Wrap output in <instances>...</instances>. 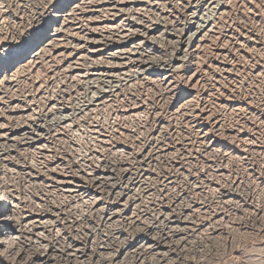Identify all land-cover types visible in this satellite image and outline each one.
Wrapping results in <instances>:
<instances>
[{
    "label": "rangeland",
    "instance_id": "1",
    "mask_svg": "<svg viewBox=\"0 0 264 264\" xmlns=\"http://www.w3.org/2000/svg\"><path fill=\"white\" fill-rule=\"evenodd\" d=\"M51 1L52 0H38L37 2L36 0L32 4V0H0V16H2L0 18H3L0 19V34L7 37L10 47L16 46L14 44V39L19 35H24L25 33L31 35L32 33L34 34V32L43 33V30L47 27H50V29L52 28V25H49L47 21V17L44 18L45 21L42 20L40 23H34L33 16L35 15L34 8H36L38 3H45L47 5V10L50 11L53 8ZM62 1L63 0H58L57 3L61 4ZM93 1L94 0H92V2ZM160 1L159 7L154 9L147 6L144 7L146 3H144V5L139 3L138 5L140 7L138 6L137 8L140 12L137 11L138 13L136 12V14L128 13L129 19L127 18V20L131 25L137 27L136 30L139 31L138 35H145H143L145 37L143 39L145 50L153 45L152 38H160L159 40H155V42H157L155 46L158 49L160 48L159 50L157 49V53H154V57L156 58L153 57L159 65L155 67V69L157 68L158 72L161 74L170 71L174 84L177 86L179 85V87L182 86L181 80L190 77L191 80H193L190 85L193 84L194 88L195 85H198L195 91L200 94H205L204 97H206L204 99H206V101L204 99H197L199 101L196 100V103L191 104V106H188L185 110V107H177L179 106L180 99H178L179 96L177 97V89L173 87L174 85H172V87H166L159 81L160 79L154 76L147 75L143 76L144 78L140 76L141 78L138 77V79L127 82L128 84L125 82L127 75L121 74L118 70L114 71L115 73L112 72L108 77L99 75V77L94 76V69L102 67V65H104L102 63H105V65L108 63L106 62L107 60L104 61V59H92L94 61H92V64H89V66H87L88 63L82 64V68H80L82 74L92 69V81H90V79L88 80V78L87 80H82L83 82H80L77 91L72 93V84L66 75L62 73V67H59V59H61V57H57V60L56 53L53 54L51 51L45 55L46 57L43 56L42 59H38L40 64L37 62L32 69H27L15 76L12 84L13 86L6 89L4 92L5 104L1 107L3 116H0V125L3 124L1 127L16 131V139L7 146L11 145L17 147H15L14 150L11 149L13 152H9L10 154L8 153V157H0V165H6L0 167V173L1 171L4 173H1L0 176L2 175L3 177H1L4 180L9 179L5 182L11 181L13 184L15 183L14 185L17 187L16 194L20 196V199H26V203L28 202L30 205L29 206L28 203L26 204V206H28L26 207L28 211L34 210L36 207H33L41 203L38 205L39 207L42 205L41 208L52 213L50 215H53L52 217L54 220L52 219V221L54 223L51 231L49 230L47 234H45L47 238H44L45 240H43L39 246L30 243L27 247L29 251H26L29 255H39L43 252V249H46L47 255L49 256L51 254V256H49L50 263L48 264H131L138 258L142 260V264H194L209 254L211 249L213 250L216 247L218 251L222 252L224 250L225 258L221 259L218 262L219 264H244V259L252 255L253 259H257L259 254H261V260H264V4L262 5V2L259 3V1L255 0H251L252 2L250 0H244V2H242L243 0H229L228 5L224 9V11L227 9L225 11L226 13L224 12L222 14L223 17L221 15L218 20L213 21V14L205 11L198 15L199 18L189 20V12L187 13L182 10V6H176L178 9L174 8L173 2H175V0ZM256 2L258 3L256 4ZM19 5H22V7ZM258 5L260 6L258 7ZM177 10L179 11L176 12ZM54 15H56V13ZM4 19H6V21ZM169 24H172L173 28L179 31L181 30L180 28L187 29L189 25H192L191 31L189 32L188 30L186 34V38L190 37L192 40L200 31L203 30L202 32L204 33L207 30H212L206 33V38L204 37L203 39L205 42H202L197 53L198 55L196 52L193 53V51H191L193 48H191L189 50L190 52L188 51L186 53L187 56L183 54L185 53L183 50H185L186 47H182L180 50L182 53H180V51L178 52L179 31H170V33L167 28ZM211 24L214 25L213 28ZM154 28H157V31H154ZM84 29L86 30L84 31ZM84 29L82 28V35L86 33L87 25ZM162 30H164L165 33H163ZM203 33L200 35H203ZM13 34H17L16 37L13 36ZM193 34L196 35L194 36ZM11 38L13 39L10 40ZM44 39L45 38L42 37L40 40L41 43H35L32 50H28L27 48V51H25L26 54L24 56H19L16 62L12 64L13 67L18 66L19 63H22L21 61L26 60L33 50L43 43L42 40L44 41ZM71 39L70 37H64V45L70 47L71 44H73L71 47H75V40ZM112 40L114 39H111V41ZM254 42L256 44H254ZM155 54H159L158 57ZM54 55L55 57H53ZM176 57H178L179 60ZM180 57L182 59H180ZM48 58H50V60ZM183 58L185 59L183 60ZM96 60H98L97 63ZM108 65H110L109 67L111 68H116L113 63H109L107 66ZM177 66H180L181 69ZM116 72L117 74L120 72V74L117 75ZM149 77L152 78L149 79ZM178 79L181 81L180 83ZM124 84L125 86H123ZM80 85L83 87L81 88ZM81 90H83V93ZM103 93L114 95L110 97L108 105L97 108L94 113H89L91 114H88L89 116L84 115L83 118L82 116H78V111L76 110L80 105L78 101L85 105L104 95ZM228 94L229 96H227ZM233 100L239 103L238 105L246 108V110L244 109L242 112H232V110H230L231 103L229 101ZM226 101L227 105L229 104V108L226 106ZM205 104L208 106L207 108H210L211 113L218 117L223 129L222 132H216L214 129L210 131L211 133L209 132V139L216 141V145L218 146L214 151L207 149V141L202 142L199 140L197 129L194 124L191 123L193 119L192 116H194L193 113L196 112L194 110L202 109ZM53 105L55 107L51 109L53 111L50 112L49 108ZM133 105H135V107L142 106L141 111L144 113L142 115L140 111L139 113L142 116L132 117L134 119L131 120L132 118L130 116L128 117L124 112L130 109L131 106L133 107ZM200 105L203 106L201 107ZM60 107H62L63 110L65 109L64 112L60 110L62 112L59 111L56 113V110ZM247 107L250 109H247ZM13 110L15 112H13ZM62 114L64 116L68 114L64 117L70 119V126L68 129L61 126L58 128H46L45 126L44 131H36V126L42 125L44 121L47 122L52 120L53 122L62 119ZM122 114L126 119L121 116ZM127 117L129 119H127ZM43 119L44 121H42ZM26 128H29V132L33 130L31 131V135H29L31 141H26L27 144L22 140L23 137H18L20 136V132H17L20 131V129L25 131ZM232 128L242 130L246 133L249 142L253 143L254 147L248 148V146H243L241 143L236 142V139L227 133L230 129L233 130ZM53 130L55 131L53 132ZM94 132H96L97 136ZM35 134H37V136ZM229 135L230 138L228 137ZM96 138L105 141L106 144L108 142V146H121V149L123 148L121 154H115L113 153L114 151H110V149L107 150V148L102 146L107 145L100 143ZM158 148L168 149L163 153L161 152L162 155L159 154L158 157V154L155 153ZM14 154L15 156H12ZM35 154H37V156ZM96 155L100 159H98ZM142 158L144 161H142ZM134 160L137 161L134 162ZM22 162L25 164L23 165ZM56 164L58 166H56ZM111 164L116 166L113 178L115 180H113V184H115L114 187L116 188L114 192H117L119 196L122 194V202L126 205H123L122 212L132 217L136 226L134 224L128 225V221H126L127 216L125 218V215L123 218L120 217L116 219L117 222H115V219L112 223H106V221H104L111 212V208L117 199L114 195L108 196L107 199L105 194L101 204L97 205L96 208H93L95 210L90 212L87 206L83 207L85 205H83L81 201H72L63 194L61 195L60 190L56 186L58 184L57 181H60L59 179H61V176L65 173L66 175L68 174V176H74L75 174L74 177H77L78 181L80 180V182L82 181L81 183H84L83 181H89V178L91 179V177L93 178L97 173L99 174L105 171ZM120 164H126L128 167L130 165V168H136L139 165L145 169L146 172L148 171L146 175L148 178L146 180L147 185H144V187L148 189L147 192L149 191V195H146L147 198L142 199L143 201L131 202L129 199H126V196H123L130 186L121 177L119 169ZM51 165H53V167L55 166V168ZM134 165L136 167H134ZM3 167L4 169H2ZM42 167L43 169H41ZM42 170L43 172L46 171V174L43 173ZM52 170H54V172ZM45 175L46 177L43 178ZM27 178L29 180H27ZM233 180L240 182L238 188L231 185ZM43 187H45V189H43ZM224 192H231L232 197L229 202L221 201L222 198H220V196ZM34 193L36 194L34 195ZM35 197L36 200L33 199ZM31 198L32 200H28ZM35 201L38 203H35ZM193 202L199 203L204 209L201 211H187V208L185 209L184 206L188 207L189 204ZM31 208L32 210H30ZM73 213L76 214L74 215ZM163 214L164 217L162 216ZM183 216L184 218L189 217L187 220L189 221L188 225L177 226L176 223H170V221L175 220V218L176 220L179 219L178 223L182 222L184 219ZM191 221L193 223H191ZM172 226L174 227L172 228ZM184 226L185 229H183V231L187 230V234L189 233V242L187 241L184 250L178 255L177 259L173 258L167 261V256L163 255V259L161 254L153 255L142 248H138L136 241H134L139 233L147 231V227L156 228V230L150 231L152 233L155 232L154 234L150 233V235L157 236L160 235L162 230H164L162 232H169L174 230V228L175 230H179V227L182 229ZM114 229L118 230L120 233V235L116 236L118 238H116L114 234H110L116 231H114ZM207 229L208 231H206ZM214 229L218 230L214 236H212L210 232ZM201 231L204 232L202 233ZM51 234H53V236ZM227 237H229L228 241ZM125 243L130 244V247L127 254L123 256L124 261L116 262V251L118 254ZM229 243L231 244L229 245ZM223 245L227 248L226 250ZM40 246L44 248L41 249ZM75 248L76 251H74ZM219 253L220 252H218V254ZM138 255L140 256L138 257Z\"/></svg>",
    "mask_w": 264,
    "mask_h": 264
},
{
    "label": "bare ground",
    "instance_id": "2",
    "mask_svg": "<svg viewBox=\"0 0 264 264\" xmlns=\"http://www.w3.org/2000/svg\"><path fill=\"white\" fill-rule=\"evenodd\" d=\"M32 4L36 1V0H32ZM44 1V0H43ZM49 1V0H48ZM229 0H175V2H173L174 4V8H177L176 6H182V10L186 11L187 13L189 12V20L190 19H195V18H199L198 15L201 12H209L210 14H213V21L218 20L220 18V16L227 10L224 11L225 7L228 5ZM231 1V0H230ZM251 1V0H250ZM255 1H259V3L262 2V5L264 4V0H255ZM21 2V1H20ZM31 2V1H30ZM38 2V0H37ZM52 2V1H51ZM244 2V0L242 1ZM252 2V1H251ZM47 3V2H46ZM50 3V2H49ZM141 3L144 5V3H146L144 5L154 9V8H158L161 1L160 0H94L92 2V0H63L61 2V4L56 5L55 8H52L50 11L47 10V5L44 4H39L36 6V8H34V12L35 15L34 16V23H40L42 20H44V18L47 17V21L49 23V25H52V28L50 29V27H47L45 30H43L42 36L41 38H45L44 41L42 40V44L39 45L38 47L35 48V50H33V52L31 53V55L24 61H21L22 63H19L18 66H14L11 63H5L4 65V70L3 72H0V116H3L1 113V107L5 104V97H4V92L6 89H9L11 86H13V80L14 77L17 76L18 74H21L20 72H24L27 69H32V67L34 65L37 64L38 59H42L43 56L46 57L45 55H47V53H49L50 51L53 52V54L56 55V59L57 57H61V59H59L60 65L59 67H62L63 71L62 73H64L66 75V77L70 80V83L72 84V93L77 91V88L79 87L78 85L80 84V82L82 80H88L90 79V81H92V76H104V77H108L110 76V74L116 70L120 71L121 74H126L127 78L125 79L126 84H128L127 82H130L132 80L138 79V77L140 76H154L158 79H160L159 81L166 87H172V85H174L173 87H175L177 89V97L178 99H180V103H179V108H183L185 107V110L188 108V106L190 107L191 104L196 103L197 99H204V95L205 94H200L198 92L195 91V88L191 84V82H193V80H191L190 77L188 78H184L183 80L179 81V83H182V86L179 87V85H175L174 81L172 80V74L170 71L164 72L163 74L159 73L157 68L155 69V67L159 66L157 64V61H155V59H153L154 57V53H157V47L155 46V44L157 45V42H155V40H159L158 37L157 38H152V43L153 45L149 47V49L145 50L144 49V34H139V31L136 30L137 27H135V25H131L127 18L129 16V14H136V12L139 10L137 7L139 6L138 4ZM241 3V2H240ZM239 3V4H240ZM247 3V2H246ZM250 3V2H249ZM258 2H256L257 4ZM19 4V3H18ZM22 4V3H21ZM166 4V3H165ZM164 4V5H165ZM255 4V2H254ZM162 5V4H161ZM237 5V4H236ZM248 5V4H247ZM250 5V4H249ZM2 6V5H1ZM20 6V5H19ZM142 6V5H141ZM163 6V5H162ZM243 6V4H242ZM260 5H258L259 7ZM264 6V5H263ZM22 7V5L20 6ZM49 7V6H48ZM51 7V6H50ZM140 7V6H139ZM173 7V6H172ZM246 7V6H245ZM249 7V6H248ZM247 7V8H248ZM143 9V8H142ZM164 9V8H163ZM178 9V8H177ZM222 9V10H221ZM246 9V8H244ZM144 10V9H143ZM166 10V9H165ZM258 10V9H257ZM171 11V10H170ZM169 11V13H170ZM174 11V10H173ZM179 10H177L176 12H178ZM243 11V10H242ZM247 11V10H246ZM252 11V10H251ZM2 12V11H1ZM140 12V11H138ZM137 12V13H138ZM160 12V11H159ZM248 12V11H247ZM250 12V11H249ZM256 12V11H255ZM56 13V15H54ZM129 13V14H128ZM168 13V12H167ZM226 13V12H225ZM253 13V12H251ZM250 13V14H251ZM144 14V13H143ZM179 14V13H178ZM176 14V15H178ZM185 14V13H183ZM54 15V16H53ZM146 15V14H145ZM187 15V14H186ZM245 15V14H244ZM264 15V14H263ZM131 16V15H130ZM133 16V15H132ZM216 16V17H215ZM226 16V14H225ZM242 16V15H241ZM255 16V15H254ZM253 16V17H254ZM2 17V16H0ZM163 17V16H162ZM175 17V15H174ZM223 17V15H222ZM221 17V18H222ZM131 18V17H130ZM133 18V17H132ZM183 18V17H182ZM230 18V17H229ZM3 19V18H0ZM129 19V18H128ZM170 19V18H169ZM254 19V18H253ZM6 21V19H4ZM3 20V21H4ZM133 20V19H132ZM255 20V19H254ZM4 21V22H5ZM45 21V20H44ZM52 21V22H51ZM157 21V20H156ZM225 21V20H224ZM2 22V21H1ZM87 24H86V23ZM154 22V21H152ZM184 22V21H183ZM186 22V21H185ZM190 22V21H189ZM169 23V22H168ZM193 23V22H192ZM198 23V22H197ZM212 23V22H211ZM214 23V22H213ZM217 23V22H216ZM220 23V22H219ZM247 23V22H246ZM252 23V22H250ZM139 24V22H138ZM142 24V23H141ZM229 24V23H228ZM87 25V31L86 33H84L82 35V28L84 29L85 26ZM150 25V24H149ZM194 25V24H193ZM204 25V24H202ZM212 25V24H211ZM223 25V24H222ZM250 25V24H249ZM1 26V23H0ZM187 26V25H186ZM192 26V25H191ZM191 26L189 25L187 29H182L180 27L181 30L179 31L176 28H173L172 24L167 25V28L170 31H175L178 30V42H179V46L177 48L178 52L182 49V47H186L183 48L185 50H183L185 53V55H187L186 53L191 49V51L196 52V54L199 51V48L202 44V42L204 41V37L206 35L207 32H211L212 29L207 30L206 32H202L200 31L196 37L192 40L189 38H186V34L187 31L189 30V32L191 31ZM200 26V25H198ZM197 26V27H198ZM208 27V26H206ZM214 27V25H212V28ZM250 27V26H249ZM140 28V27H138ZM166 28V27H165ZM202 28V27H201ZM205 28V26H204ZM211 28V27H210ZM150 29V28H149ZM255 29V28H254ZM86 29H84L85 31ZM144 30V29H143ZM142 30V31H143ZM218 30V29H217ZM216 30V31H217ZM154 31H157V28H154ZM159 31V30H158ZM249 31V30H248ZM3 32V31H2ZM163 33L164 30H162ZM160 32V33H162ZM177 32V31H176ZM196 32V31H195ZM252 32V31H251ZM254 32V31H253ZM147 33V32H146ZM158 33V32H157ZM162 33V34H163ZM168 33V31H167ZM166 33V34H167ZM171 33V32H170ZM173 33V32H172ZM193 33V32H192ZM201 33H203V35H200ZM228 33V32H227ZM247 33V32H246ZM261 33V32H260ZM8 34V33H7ZM34 34H36L34 32ZM137 34V35H136ZM155 34V33H154ZM175 34V33H174ZM213 34V33H211ZM248 34V33H247ZM246 34V35H247ZM256 34V33H255ZM33 35V33L31 34ZM144 35V36H143ZM160 35V34H159ZM158 35V36H159ZM170 35V34H169ZM177 35V34H176ZM175 35V37H176ZM190 35V34H189ZM194 35V34H193ZM194 35V36H195ZM210 35V34H208ZM219 35V34H218ZM252 35V34H250ZM12 36V35H11ZM10 36V37H11ZM162 36V35H161ZM168 36V35H167ZM211 36V35H210ZM214 36V35H213ZM216 36V35H215ZM231 36V35H230ZM253 36V35H252ZM255 36V35H254ZM16 37V36H15ZM64 37H70L73 40H75V47H71L73 46V44H71V48L68 46H65L63 41H64ZM150 37V36H149ZM209 37V36H208ZM245 37V35H244ZM18 38V37H17ZM139 38V40H138ZM164 38V37H163ZM206 38V37H205ZM251 38V37H250ZM256 38V36H255ZM13 38H11L10 40H12ZM16 39V38H15ZM68 39V38H67ZM71 39V40H72ZM111 39H114L111 41ZM241 39V38H240ZM264 39V38H263ZM150 40V39H149ZM162 40V38H161ZM166 40V38H165ZM177 40V39H175ZM249 40V39H248ZM245 40V41H248ZM146 41V39H145ZM151 41V40H150ZM228 41V40H227ZM239 41V40H238ZM255 41V39H254ZM40 42V41H36L34 42V44H31L28 47V50H32L33 47L35 46V43ZM70 42V41H69ZM160 42V41H159ZM171 42V41H170ZM173 42V41H172ZM205 42V41H204ZM253 42V41H252ZM256 42V41H255ZM254 42V44H256ZM41 43V42H40ZM67 43V42H66ZM73 43V42H72ZM169 43V42H168ZM174 43V42H173ZM177 43V42H175ZM239 43V42H238ZM259 43V42H257ZM0 44H3L5 49H8L10 47V43H8L7 41V37L0 34ZM146 44V43H145ZM170 44V43H169ZM223 44V43H222ZM240 44V43H239ZM161 45V44H160ZM171 45V44H170ZM205 45V44H204ZM263 45V44H262ZM149 46V45H148ZM159 46V45H158ZM163 46V45H162ZM177 46V44H176ZM243 46V45H242ZM258 46V45H257ZM203 47V45H202ZM249 47V46H248ZM253 47V46H252ZM221 48V47H220ZM247 48V47H246ZM260 48V47H259ZM160 49V48H159ZM158 49V50H159ZM240 49V48H239ZM248 49V48H247ZM255 49V48H254ZM175 50V49H174ZM201 50V49H200ZM27 51V50H26ZM162 51V50H161ZM204 51V50H203ZM177 52V51H176ZM190 52V51H189ZM253 52V51H252ZM28 53V52H27ZM160 53V52H159ZM164 53V52H163ZM162 53V54H163ZM174 53V52H173ZM180 53H182V51H180ZM192 53V52H191ZM192 53V54H193ZM26 54V52L24 53V55ZM160 54V55H162ZM189 54V53H188ZM195 54V55H196ZM22 55V56H24ZM52 55V54H51ZM50 55V56H51ZM55 55L53 57H55ZM157 55V54H155ZM159 55V54H158ZM157 55V57H158ZM194 55V56H195ZM198 55V54H197ZM218 55V54H217ZM182 56V55H181ZM188 56V55H187ZM203 56V55H201ZM261 56V55H260ZM48 57V56H47ZM163 57V56H162ZM185 57V56H184ZM200 57V56H198ZM195 57V58H198ZM156 58V57H154ZM172 58V57H171ZM178 60L179 58L176 57ZM186 58V57H185ZM183 58V60L185 59ZM50 60V58H48ZM92 59H104L107 60L106 62L109 63H113L115 64L116 68H111L109 67L110 65L107 66V64L105 65V63H102L104 65H102V67H97L96 69H94L93 75H92V69L87 72V73H81V69L82 68V64L88 63L87 66H89V64H92ZM180 59H182L180 57ZM261 59V58H260ZM58 60V59H57ZM194 60V59H193ZM202 60V59H201ZM46 61V58H45ZM98 60H96L97 63ZM103 61V60H101ZM100 61V62H101ZM163 62V60H162ZM175 62V61H174ZM39 63V62H38ZM99 63V62H98ZM181 63V62H180ZM190 63V62H189ZM226 63V62H225ZM40 64V63H39ZM94 64V62H93ZM199 64V63H198ZM228 64V63H227ZM252 64V63H251ZM95 65V64H94ZM161 65V64H160ZM194 65V64H193ZM259 65V64H258ZM85 66V65H84ZM162 66V65H161ZM186 66V65H185ZM196 66V65H195ZM92 67V66H91ZM176 67V66H174ZM178 68L181 69L180 66H177ZM38 68V67H37ZM85 68V67H84ZM163 69V67H162ZM166 69V68H165ZM174 69V68H173ZM197 69V68H196ZM222 69V68H221ZM171 70V69H170ZM177 70V69H174ZM187 70V69H186ZM190 70V69H189ZM87 71V70H86ZM124 71V72H123ZM161 71V70H160ZM196 71V70H195ZM200 71V70H199ZM241 71V70H240ZM37 72V71H35ZM119 72V74H120ZM152 72V73H150ZM162 72V71H161ZM176 72V71H175ZM198 72V71H197ZM196 72V73H197ZM219 72V71H218ZM115 73V72H114ZM187 73V72H186ZM240 73V72H239ZM103 74V75H101ZM117 74V72H116ZM117 74V75H119ZM191 74V73H190ZM195 74V73H194ZM242 74V73H241ZM260 74V73H258ZM264 74V73H263ZM113 75V74H112ZM179 75V74H178ZM182 75V74H181ZM98 76V77H99ZM114 76V75H113ZM121 76V75H120ZM118 76V77H120ZM124 76V75H123ZM186 76V74H185ZM112 77V76H111ZM117 77V78H118ZM152 77H149V79H151ZM97 78V77H96ZM102 78V77H101ZM123 78V77H122ZM141 78V77H140ZM144 78V77H143ZM180 78V77H179ZM194 78V77H193ZM104 79V78H103ZM148 79V78H147ZM176 79V77H175ZM181 79V78H180ZM200 79V78H199ZM198 79V81H199ZM98 80V79H96ZM105 80V79H104ZM107 80V79H106ZM122 80V79H121ZM120 80V81H121ZM124 80V79H123ZM154 80V78H153ZM65 81V79H64ZM197 81V82H198ZM83 82V81H82ZM85 82V81H84ZM102 82V81H101ZM109 82V81H108ZM136 82V81H135ZM202 82V81H201ZM160 83V84H161ZM196 83V82H194ZM203 83V82H202ZM88 84V83H87ZM110 84V83H109ZM134 84V83H132ZM213 84V83H212ZM83 85V84H82ZM85 85V84H84ZM91 85V83H90ZM93 85V84H92ZM96 85V84H95ZM99 85V84H98ZM130 85V84H129ZM97 86V85H96ZM122 86V85H121ZM125 86V84L123 85ZM127 86V85H126ZM81 87V85H80ZM83 87V86H82ZM81 87V88H82ZM87 87V86H86ZM85 87V89L87 90V88ZM89 87V86H88ZM93 87V86H92ZM94 88V87H93ZM174 88V89H175ZM84 89V88H83ZM111 89V88H110ZM217 89V88H216ZM172 90V89H171ZM204 90V89H203ZM202 90V91H203ZM219 90V89H218ZM66 91V90H65ZM83 90H81L82 92ZM90 91V90H89ZM92 91V90H91ZM94 91V90H93ZM116 91V90H115ZM87 92V91H86ZM113 92V91H112ZM220 92V91H219ZM83 93V92H82ZM109 93V92H107ZM111 93V91H110ZM116 93V92H115ZM114 93V94H115ZM233 93V92H232ZM76 94V93H75ZM104 94V93H103ZM118 94V93H117ZM120 94V93H119ZM6 95V94H5ZM81 95V94H80ZM94 95V94H93ZM122 95V94H121ZM75 96V95H74ZM82 96V95H81ZM98 96V95H97ZM96 96V97H97ZM114 96V95H109V94H104L98 98H94L95 100L92 102H89L88 104H82L80 101H78L80 103L79 107L76 108V110L78 111V116H83L84 115H91L89 113L93 112L97 109V108H101V106H105L109 104V100L110 97ZM203 96V97H202ZM229 96V94L227 95ZM93 97V96H92ZM202 97V98H201ZM232 98V97H231ZM70 99V98H69ZM77 99V97H76ZM229 99V97H228ZM93 100V99H92ZM197 100V101H199ZM206 101V99H204ZM203 100V101H204ZM208 100V99H207ZM225 100V99H224ZM202 101V102H203ZM234 101V100H233ZM233 101H229L231 104L230 106V110H232V112L234 111H241L242 110H246V108H243L241 105H238L239 103L237 102H233ZM86 102V101H85ZM56 103V102H55ZM71 103V102H70ZM200 103V102H199ZM205 103V102H204ZM61 104V103H60ZM250 104V103H249ZM48 105V104H47ZM78 105V104H77ZM112 105V104H111ZM12 106V105H11ZM14 106V105H13ZM51 106V105H50ZM75 106V105H74ZM201 106V105H200ZM203 106V105H202ZM201 106V107H202ZM226 106L229 108V104L227 105V101H226ZM225 106V107H226ZM248 106V105H247ZM251 106V105H250ZM54 105L52 107H48L49 111H53L51 109H54ZM63 107V106H62ZM60 107L58 110H56V113H58L60 110H63V108ZM113 107V106H112ZM129 107V106H128ZM142 107V106H141ZM141 107L137 106L135 107V105H133V107L131 106L130 109H127L124 113H126L128 115V117L130 116L132 117H136L141 115L139 112L142 110ZM195 107V105H194ZM193 107V109H194ZM208 106H206V104L204 105V107H202V109H195L194 111H196L194 114V116H192V121L191 123L194 124L195 128L197 129V135L199 140H201L202 142H206L207 141V149L210 151H214L216 150V148H218V146L216 145V141H213L211 139H209V134L211 133L210 131L212 129H214L216 132H222V125L220 123V120L218 119L217 116L213 115V113H211L210 108H207ZM108 108V107H107ZM18 109V108H17ZM25 109V108H24ZM67 109V108H66ZM72 109V108H71ZM74 109V108H73ZM175 109V108H174ZM247 109H250L247 107ZM47 110V111H48ZM65 110V109H64ZM63 110V112H64ZM75 110V111H76ZM179 110V109H177ZM184 110V109H183ZM263 110V109H262ZM20 111V109H19ZM29 111V110H28ZM27 111V112H28ZM74 111V112H75ZM175 111V110H174ZM191 111V108H190ZM189 111V112H190ZM13 112H15L13 110ZM17 112V111H16ZM62 112V111H60ZM117 112V111H116ZM176 112V111H175ZM19 113V112H18ZM29 113V112H28ZM77 113V112H76ZM142 113V111H141ZM144 113V112H143ZM142 113V115H143ZM177 113V112H176ZM32 114V113H31ZM61 114V113H60ZM89 114V115H88ZM183 114V112H182ZM192 114V113H191ZM215 114V113H214ZM20 115V114H19ZM22 115V114H21ZM28 115V114H27ZM58 115V114H57ZM68 115V114H67ZM66 115V116H67ZM94 115V114H92ZM141 115V116H142ZM218 115V114H217ZM245 115V114H244ZM16 116V115H15ZM46 116V115H45ZM63 118L62 119H58L56 121L49 120V121H44V119L42 121H44L43 123H47V124H43L42 125H38L36 126V131H44L45 130V126L47 127H63V128H67L70 126V119H66L62 114ZM70 116V115H69ZM95 116V115H94ZM123 116V114L121 115ZM140 116V117H141ZM26 117V116H25ZM47 117V116H46ZM71 117V116H70ZM127 117V119H129ZM28 118V117H27ZM33 118V117H32ZM43 118V117H42ZM123 118L126 119V117L123 116ZM8 119V118H7ZM52 119V118H51ZM79 119V118H78ZM81 119V118H80ZM94 119V117H93ZM134 118H132L131 120H133ZM245 119V118H244ZM40 120V119H39ZM37 121V120H36ZM27 122V121H26ZM126 122V121H125ZM253 122V121H252ZM3 123V122H2ZM28 124V123H27ZM26 124V125H27ZM38 124V123H37ZM244 124V123H243ZM3 124L0 125V157L2 158V156H7L8 157V153L9 152H13L14 148L17 146H7L11 143H13L14 139H16L17 135H16V131H11L8 130L4 127H1ZM20 126V125H19ZM18 126V127H19ZM25 126V125H24ZM29 126V125H28ZM32 126V125H31ZM16 127V126H15ZM94 127V126H93ZM32 128V127H31ZM10 129V128H9ZM23 129V128H22ZM34 129V127H33ZM94 129V128H92ZM233 129V128H232ZM19 130V129H18ZM97 130V129H96ZM33 131V130H31ZM31 131L29 132V128H26L25 131L21 130L17 131L20 132V136L18 137H23L22 140H24L25 144H27L26 141L30 140L31 138H29V135H31ZM55 130H53L54 132ZM93 131V130H92ZM91 131V132H92ZM58 132V131H57ZM56 132V133H57ZM97 132V131H96ZM96 132H94V134H96ZM210 132V133H209ZM33 133V132H32ZM227 133H229L234 139H236L235 141L238 143H241L243 146H248L249 147H254L253 143H250L248 140V137L246 135V133H244L242 130L239 129H233V130H229L227 131ZM40 134V133H39ZM42 134V132H41ZM37 136V134H35ZM58 135V134H57ZM230 135L228 136L230 138ZM34 136V134H33ZM40 136V135H39ZM97 136V134H96ZM99 136V135H98ZM217 136V135H216ZM231 137V138H232ZM254 137V136H253ZM39 138V137H38ZM37 138V139H38ZM256 138V137H255ZM21 139V138H20ZM98 139V138H96ZM19 140V139H18ZM33 140V138H32ZM60 140V139H59ZM99 140V139H98ZM101 140V139H100ZM99 142L102 144H105L107 146L102 145L104 148H107V150L110 149L113 150L115 154H121L122 149L121 146H108V142L106 144L105 141L101 140ZM21 141V140H20ZM234 141V142H235ZM254 141V140H253ZM16 142V141H15ZM36 142V141H34ZM232 142V141H231ZM233 142V143H234ZM39 143V142H38ZM99 143V144H100ZM17 145V144H15ZM31 145V143H30ZM34 145V144H33ZM38 145V144H37ZM95 145V144H94ZM98 145V144H97ZM29 146V145H28ZM101 146V145H99ZM242 146V147H243ZM27 147V146H26ZM33 147V146H32ZM39 147V146H38ZM37 147V148H38ZM41 147V146H40ZM68 147V146H67ZM234 147V146H233ZM22 148V147H21ZM34 148V147H33ZM244 148V147H243ZM13 149V150H11ZM17 149V148H16ZM19 149V148H18ZM24 149V148H23ZM153 149V148H152ZM151 149V150H152ZM168 148H164V149H160L158 148V150L155 151L156 154H161V152H165V150L167 151ZM39 150V149H38ZM45 150V149H44ZM155 150V149H154ZM243 151L245 149H242ZM241 150V151H242ZM248 150V149H247ZM252 150V149H251ZM26 151V150H25ZM24 151V152H25ZM35 151V150H34ZM48 151V150H47ZM153 151V150H152ZM246 151V150H245ZM23 152V151H22ZM30 152V151H29ZM36 152V151H35ZM154 152V151H153ZM248 152V151H247ZM250 152V151H249ZM253 152V151H252ZM15 153V152H14ZM34 153V152H33ZM41 153V152H40ZM149 153V152H148ZM152 153V152H151ZM10 154V153H9ZM19 154V152H18ZM37 156V154H35ZM141 155V154H140ZM151 155V154H150ZM162 155V154H161ZM168 155V154H167ZM247 155V154H246ZM12 156H15L12 155ZM17 156V154H16ZM42 156V155H40ZM97 156V155H96ZM139 156V155H138ZM143 156V155H142ZM20 157V156H19ZM245 157V156H244ZM16 158V157H15ZM40 158V157H39ZM98 158V156H97ZM117 158V157H116ZM120 158V157H119ZM243 158V157H242ZM27 159V158H25ZM37 159V158H35ZM87 159V158H86ZM100 159V158H98ZM125 159V158H124ZM240 159V158H239ZM6 160V159H5ZM41 160V159H40ZM128 160V158H127ZM141 160V159H140ZM162 160V159H161ZM9 161V160H8ZM30 161V159H29ZM28 161V162H29ZM137 161V160H136ZM134 160V162H136ZM142 161H144V159L142 158ZM3 162V160H2ZM27 162V161H26ZM39 162V161H38ZM127 162V161H126ZM140 162V161H138ZM248 162V161H247ZM1 163V162H0ZM7 163V162H6ZM23 163V162H22ZM110 163V162H109ZM113 163V162H112ZM118 163V162H117ZM130 163V161H129ZM143 163V162H142ZM141 163V164H142ZM3 164V163H2ZM25 163H23L24 165ZM28 164V163H26ZM33 164V163H32ZM43 164V163H42ZM40 164V165H42ZM155 164V163H154ZM181 164V163H180ZM4 165V164H3ZM3 165H0L3 166ZM22 165V164H21ZM31 165V164H30ZM129 165V164H128ZM6 166V165H4ZM43 166V165H42ZM53 167V165H51ZM56 166H58L56 164ZM139 166V165H138ZM136 167L134 165V167L136 168H130L126 165V164H120L119 165V169L121 172V177L129 184L130 187H128V191L126 192V194H124L123 196H126V199L130 200L131 202H137L140 201L144 198H147V196L149 195V191L147 192L148 189H146V187H144V185H147V172L145 169H143L141 166ZM31 167V166H30ZM49 167V166H48ZM115 165L111 164L109 166V168H107L105 171L101 172V173H97V175H94L93 172V178L91 177V179L89 178V181H83L84 183H81L80 180L78 181L77 177L74 176H68V174L66 175L63 174L61 176V179H59L60 181H57L58 184L56 185L58 187V189L60 190V194L64 195L67 198H70V200H79L83 203V207H86L89 209L90 212H92L93 208H96L97 205L101 204L102 200H103V196L106 194V198L108 199V196L110 195H114L115 198H117L115 200V203L113 204V207L111 208V212L108 214V217L105 218L104 221H106V223H112L115 219H119L120 217L123 218V216L126 218L127 214H124L122 212V208H123V204L124 202H122V194L119 196L117 192L115 191V184H113V178H114V173H115ZM132 167V166H131ZM26 168V167H25ZM32 168V167H31ZM29 168V169H31ZM34 168V166H33ZM36 168V167H35ZM55 168V166L53 167ZM52 168V169H53ZM57 168V167H56ZM4 169V167L2 168ZM11 169V168H10ZM24 169V168H22ZM21 169V170H22ZM40 169V168H39ZM43 169V167L41 168ZM45 169V168H44ZM47 169V168H46ZM62 169V168H61ZM1 170V169H0ZM6 170V169H5ZM4 170V171H5ZM18 170L20 171V169L18 168ZM37 170V169H34ZM90 170V169H89ZM103 170V169H102ZM8 171V170H7ZM17 171V170H16ZM25 171V170H24ZM39 171V170H38ZM51 171V170H49ZM54 172V170H52ZM6 172V171H5ZM9 172V171H8ZM26 172V171H25ZM40 172V171H39ZM43 172V170H42ZM41 172V173H42ZM46 172V171H45ZM43 172V173H45ZM48 172V171H47ZM89 172V171H86ZM2 173V171H1ZM0 173V174H1ZM59 173V172H58ZM4 174V173H2ZM37 174V173H36ZM46 174V173H45ZM55 174V173H54ZM57 174V173H56ZM85 174V173H84ZM119 174V173H118ZM25 175V174H23ZM81 175V174H80ZM91 175V174H90ZM149 175V174H148ZM2 176V175H1ZM0 176V197H3V200H0V204H6L8 206L9 211L7 212V214L4 216V218L2 220H0V264H48L50 263L49 261V256H51V254L48 256L46 249H43V252H41L39 255H29L26 253V251L28 250V246L30 245V243H32L33 245H41L42 241L45 240L44 238L47 234V232L52 229V225H53V215H50L52 213L47 212L45 209L41 208L42 205L39 207L38 205H40L41 203H39L38 205H33L35 208L34 210H32V208L30 210L32 211H28L26 209V199H20L17 194H16V186L11 182H5L6 179L4 180L2 177ZM26 176V175H25ZM28 176V175H27ZM30 176V175H29ZM38 176V174H37ZM48 176V175H47ZM60 176V175H59ZM217 176V175H216ZM6 177V175H5ZM4 177V178H5ZM35 177V176H34ZM46 175L43 177L45 178ZM51 177V175H50ZM55 177V176H54ZM87 177V176H86ZM149 177V176H148ZM7 178V177H6ZM41 178V177H40ZM48 178V177H47ZM77 178V179H76ZM22 179V178H21ZM42 179V178H41ZM56 179V178H54ZM85 179V178H84ZM23 180V179H22ZM25 180V179H24ZM27 180H29L27 178ZM46 180V179H45ZM50 180V178H49ZM87 180V179H86ZM35 181V180H34ZM39 181V180H38ZM51 181V180H50ZM115 181V180H114ZM26 182V181H25ZM31 182V181H30ZM36 182V181H35ZM34 182V183H35ZM44 182V180H43ZM52 182V181H51ZM120 182V181H119ZM41 183V182H39ZM47 183V182H46ZM126 183V185H127ZM28 184V183H27ZM30 184V183H29ZM149 184V183H148ZM240 182H238L237 180H233L231 185L234 186L235 188L239 187ZM31 185V184H30ZM35 185V184H33ZM47 185V184H46ZM45 185V186H46ZM49 185V183H48ZM118 185V184H117ZM208 185V184H207ZM18 186V185H17ZM54 186V185H53ZM52 186V187H53ZM121 186V185H120ZM196 186V185H195ZM209 186V185H208ZM36 187V186H34ZM38 187V186H37ZM41 187V186H40ZM47 187V186H46ZM149 187V186H148ZM19 188V187H18ZM48 188V187H47ZM126 188V187H125ZM212 188V187H211ZM39 189V188H38ZM42 189V188H41ZM43 189H45V187H43ZM55 189V187H54ZM57 190V189H56ZM18 191V190H17ZM22 192L24 193V191L22 190ZM121 192V191H120ZM19 193V192H18ZM21 193V191H20ZM19 193V194H20ZM168 193V192H167ZM26 194V193H25ZM36 193H34L35 195ZM120 194V193H119ZM219 194V193H218ZM21 195V194H20ZM33 195V194H32ZM118 195V196H117ZM147 195V196H146ZM22 196V195H21ZM28 196V195H26ZM30 196V195H29ZM117 196V197H116ZM232 197L231 192H224L222 193V195L220 196L221 201L223 202H229L230 199ZM27 198V197H26ZM29 198V197H28ZM113 198V197H112ZM153 198V197H152ZM172 198V197H171ZM185 198V197H184ZM36 200V197L33 198ZM124 199V198H123ZM125 199V200H126ZM28 200H32L28 199ZM169 200V199H168ZM172 200V199H171ZM40 201V199H39ZM105 201V199H104ZM124 201V200H123ZM143 201V200H142ZM189 201V200H188ZM195 201V200H194ZM30 202V201H29ZM43 202V201H42ZM80 202V203H81ZM114 202V201H113ZM127 202V201H126ZM173 202V201H172ZM191 202V201H190ZM35 203H38L35 201ZM81 203V204H82ZM167 203V202H166ZM33 204V202H32ZM140 204V203H139ZM177 204V202H176ZM29 205V203H28ZM135 205V204H134ZM30 206V205H29ZM80 206V204H79ZM126 206V205H125ZM205 206V205H204ZM44 207V206H43ZM81 207V206H80ZM176 207V206H175ZM174 207V208H175ZM181 207V206H180ZM173 208V209H174ZM177 208V207H176ZM184 208L189 211V210H193V211H201L202 209H204L203 206L199 205V203H195L193 202L192 204H189L188 207L184 206ZM74 209V208H73ZM87 209V210H88ZM169 209V208H168ZM171 209V208H170ZM180 209V208H179ZM178 209V210H179ZM56 210V209H55ZM164 210V209H163ZM162 210V213H163ZM166 210V209H165ZM98 211V209H97ZM128 211V210H127ZM169 211V210H168ZM167 211V212H168ZM63 212V211H62ZM95 212V211H94ZM175 212V211H174ZM205 212V211H204ZM84 213V212H83ZM160 213V212H159ZM171 213V211H170ZM176 213V212H175ZM190 213V212H189ZM196 213V212H195ZM200 213V212H199ZM74 214V213H73ZM72 214V215H73ZM76 214V213H75ZM74 214V215H75ZM81 214V213H80ZM86 214V213H85ZM104 214V213H103ZM154 214V213H152ZM161 214V213H160ZM172 214V213H171ZM83 215V214H82ZM170 215V214H168ZM187 215V214H186ZM185 215V216H186ZM140 216V215H139ZM157 216V215H156ZM159 216V215H158ZM157 216V217H158ZM164 217V214L162 215ZM171 216V215H170ZM174 216V215H173ZM176 216V215H175ZM178 216V215H177ZM181 216V215H180ZM222 216V215H221ZM87 217V215H86ZM156 217V218H157ZM160 217V216H159ZM187 217V216H186ZM184 218L183 216V220L182 222L178 223L179 219L170 221L173 223H176L177 226L179 225H188L189 221H187L189 219L188 218ZM195 217V216H193ZM166 218V217H165ZM57 219V218H56ZM136 219V218H135ZM194 219V218H193ZM223 219V218H222ZM54 220V219H53ZM121 220V219H120ZM143 220V219H142ZM163 220V219H162ZM170 220V218H169ZM192 220V219H190ZM219 220V218H218ZM66 221V220H65ZM86 221V220H85ZM125 221V220H123ZM126 221H128V225H135V222L132 220V217L127 216ZM136 221V220H135ZM161 221V220H160ZM217 221V219H216ZM139 222V221H138ZM168 222V221H167ZM165 223V222H163ZM191 223H193L191 221ZM215 223V222H214ZM167 224V223H166ZM112 225V224H111ZM117 225V224H116ZM115 225V226H116ZM145 225V224H144ZM169 225V224H167ZM171 225V224H170ZM174 225V224H173ZM193 225V224H192ZM56 226V225H55ZM69 226V225H68ZM165 226V225H164ZM176 226V225H175ZM194 226V225H193ZM130 227V226H129ZM174 226H172L173 228ZM243 227V226H242ZM133 228V227H132ZM148 229H146V232H141L139 233L136 237V239L134 241H136L137 247L138 248H142L143 250L148 251L149 253H152L153 255H157V254H161L162 256H167L168 260L169 259H177L178 255H180V253L184 250L187 241H188V234H187V230L183 231V229H185V226L182 227V229L179 230H172V231H166V232H162L164 230L161 231L160 235L154 236V235H150L154 234L150 231L156 230V228H150L147 227ZM177 228V227H176ZM208 228V226H207ZM140 229V228H139ZM194 229V228H193ZM192 229V230H193ZM199 229V228H198ZM204 229V228H203ZM206 229V226H205ZM55 230V229H54ZM57 230V229H56ZM116 229H114L115 231ZM170 230V229H169ZM191 230V229H189ZM197 230V229H196ZM218 229H214L210 232V235L214 236V234L217 232ZM194 231V230H193ZM208 231V229L206 230ZM55 232V231H54ZM57 232V231H56ZM192 232V231H190ZM199 232V231H198ZM202 233L204 231H201ZM159 233V232H157ZM201 233V235H202ZM206 233V232H205ZM219 233V232H218ZM57 234V233H56ZM110 234H114L115 237L120 235V233L118 232V230H116L115 232H111ZM197 234V233H196ZM49 235V233H48ZM53 236V234H51ZM191 235V234H190ZM217 235V234H216ZM111 236V235H110ZM159 236V237H158ZM203 236V235H202ZM113 237V238H115ZM191 237V236H190ZM216 237V236H215ZM54 238V237H53ZM118 238V237H116ZM133 238V237H132ZM131 238V239H132ZM208 238V237H207ZM211 238V237H210ZM217 238V237H216ZM50 239V238H49ZM229 240V237H227V241ZM55 241V240H53ZM116 241V240H115ZM133 241V242H134ZM226 241V242H227ZM232 241V240H231ZM230 241V242H231ZM51 242V239H50ZM130 242V241H129ZM189 242V241H188ZM192 242V241H191ZM48 243V242H47ZM52 243V242H51ZM55 243V242H54ZM122 243V242H121ZM46 244V242H45ZM133 244V243H132ZM231 243H229L230 245ZM32 245V246H33ZM44 245V244H43ZM52 245V244H51ZM204 245V244H203ZM207 245V244H206ZM31 246V248H32ZM35 246V247H37ZM224 246V245H223ZM41 249L44 248L42 246H40ZM75 247V246H74ZM120 247V246H119ZM130 247V244H123V246L121 247V251L117 254L116 251V262H123L124 261V255L127 254L128 249ZM225 247V246H224ZM39 248V247H38ZM48 248V247H47ZM51 248V247H50ZM215 248V247H214ZM217 248V247H216ZM211 249L210 253L207 254L206 256H204V258L198 260L196 263L194 264H219L218 262L225 258L224 257V250L218 251L217 249ZM230 248V247H229ZM264 248V247H263ZM30 249V248H29ZM56 249V248H54ZM78 249V248H77ZM117 249V248H116ZM139 249V250H140ZM224 249V248H223ZM227 248L225 247V250ZM32 250V249H31ZM34 250V249H33ZM74 250V249H73ZM142 250V252H143ZM262 250V249H261ZM29 251V250H28ZM36 251V250H35ZM34 251V252H35ZM40 251V249H39ZM76 251V248L75 250ZM113 251V250H112ZM130 251V250H129ZM31 252V251H30ZM53 252V251H52ZM218 252H220L218 254ZM33 253V252H32ZM50 253V252H49ZM55 253V252H54ZM57 253V251H56ZM74 253V252H73ZM31 254V253H30ZM140 254V253H139ZM53 255V254H52ZM112 255V254H111ZM115 255V254H114ZM135 255V254H134ZM256 255V254H255ZM56 256V255H55ZM140 255H138L139 257ZM163 256V259H164ZM253 256V255H252ZM251 256V257H252ZM53 257V256H52ZM249 256V258L244 259V264H264L263 259L261 260V254L258 255L257 259H253V257L251 258ZM151 258V257H150ZM133 259V258H132ZM162 259V258H160ZM162 261V260H160ZM166 261V260H165ZM175 261V260H174ZM173 262V261H172ZM171 262V263H172ZM117 264V263H116ZM120 264V263H119ZM131 264H142V260H140V258L136 259V261L134 260L133 263Z\"/></svg>",
    "mask_w": 264,
    "mask_h": 264
},
{
    "label": "snow or ice",
    "instance_id": "3",
    "mask_svg": "<svg viewBox=\"0 0 264 264\" xmlns=\"http://www.w3.org/2000/svg\"><path fill=\"white\" fill-rule=\"evenodd\" d=\"M58 0H52V7L55 8ZM17 34H13L16 36ZM42 33H36L30 35L25 33L24 35H19L18 38L14 39L15 47H9L5 49L3 44H0V72L4 70L5 63L14 64L19 56L24 55L27 48L34 42L41 40ZM3 197H0V200H3ZM9 211L8 206L6 204H0V220L4 218V216Z\"/></svg>",
    "mask_w": 264,
    "mask_h": 264
}]
</instances>
